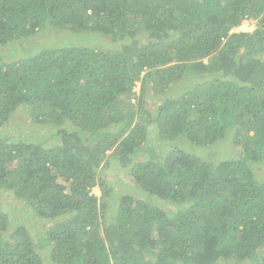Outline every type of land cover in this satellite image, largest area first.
<instances>
[{"label":"trees","instance_id":"obj_1","mask_svg":"<svg viewBox=\"0 0 264 264\" xmlns=\"http://www.w3.org/2000/svg\"><path fill=\"white\" fill-rule=\"evenodd\" d=\"M263 178L264 0H0V264H264Z\"/></svg>","mask_w":264,"mask_h":264},{"label":"rangeland","instance_id":"obj_2","mask_svg":"<svg viewBox=\"0 0 264 264\" xmlns=\"http://www.w3.org/2000/svg\"><path fill=\"white\" fill-rule=\"evenodd\" d=\"M237 28H240V30L245 29V31H237ZM237 28L235 29L236 32H253L257 28V22L249 21L248 23H242ZM34 40L35 43L38 45V48H42V46L46 44L44 41L43 34H40ZM135 85L136 86L134 88V92H140L141 81H137ZM19 122H21V119L19 116H17L16 119L12 122V124H10L7 128V137H9L11 140L16 139V137L18 138L20 135L26 134L27 136H29L30 134L27 128L23 129L20 127ZM154 142H157V138H155ZM230 144L231 143L229 142V140L222 142L221 147L223 149L221 150V154L218 155L217 158H223L225 152L230 151V149L232 148V146H229ZM190 151L197 152L196 148H194L193 146H191ZM201 152L202 151H200L199 154H201ZM110 164L111 167L107 170V175L105 174L106 180H108L112 183V185H114V188L118 193L126 191L130 192V185L132 184V182L125 177L127 176L126 172L128 169H124V167L120 165L119 161L116 160H111ZM93 193L97 194L98 196L101 195V191L98 187L93 189ZM168 208L171 209L172 207L168 206ZM0 212H3L7 216H9L11 220V227L23 225L29 230L30 233H32V235H34L35 238L37 236H40L46 231V229L50 227V223L41 219L38 216H34L33 211L28 207V205H26L24 201L16 200L15 197L3 190H0Z\"/></svg>","mask_w":264,"mask_h":264},{"label":"built area","instance_id":"obj_3","mask_svg":"<svg viewBox=\"0 0 264 264\" xmlns=\"http://www.w3.org/2000/svg\"><path fill=\"white\" fill-rule=\"evenodd\" d=\"M249 21H246V22H243V23H248ZM236 29V28H235ZM235 29L233 30V31H235ZM245 29H246V27H245ZM245 29L244 30H240V28H237V31H245Z\"/></svg>","mask_w":264,"mask_h":264}]
</instances>
